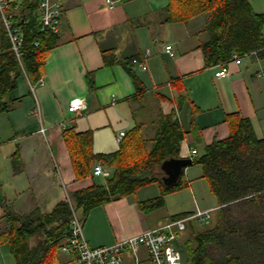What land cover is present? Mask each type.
Instances as JSON below:
<instances>
[{"label":"crops","instance_id":"1","mask_svg":"<svg viewBox=\"0 0 264 264\" xmlns=\"http://www.w3.org/2000/svg\"><path fill=\"white\" fill-rule=\"evenodd\" d=\"M8 1L13 16L25 24L33 18L38 21L39 0ZM55 1L62 7L57 45L47 55L42 78L31 85L23 73L10 94L9 110L0 113V237L19 216L39 219L60 202L71 205L76 192L104 185L112 176L110 168L96 162L94 166L101 164L109 177L92 174L77 179L63 138L66 130L89 133L93 153L110 155L135 127L149 140L157 137L170 118L186 132L178 159H189L192 150L197 156L214 140L227 138L226 118L234 113L252 123L258 138L264 136V59L254 53L239 65L230 61L226 63L228 75L215 77L220 65L207 66L203 52V45L213 37L211 15L177 21L175 0H111L113 9L106 0ZM247 1L254 13L264 14V0ZM166 46L173 56L165 51ZM22 78L26 88L19 90ZM76 98L82 107L73 113L69 106ZM199 167L192 163L178 179L177 183L183 177L189 185L173 193L180 197L175 210L167 205L170 194L163 198L162 208L148 214L140 211L139 202L160 195L159 186L151 184L93 208L87 215L77 211L89 246H109L157 229L176 215L198 210L213 214L216 200L215 204L210 198L200 203L192 194L195 205L188 210L179 196L187 189L193 193L195 183L202 179ZM162 174L164 186L177 184L168 186ZM43 236L32 237L30 247H40ZM65 241L53 250L50 264H76L62 250ZM122 259V264H151L144 247L124 253ZM0 264H15L2 241Z\"/></svg>","mask_w":264,"mask_h":264},{"label":"trees","instance_id":"2","mask_svg":"<svg viewBox=\"0 0 264 264\" xmlns=\"http://www.w3.org/2000/svg\"><path fill=\"white\" fill-rule=\"evenodd\" d=\"M173 5L177 21L202 14L214 19L213 37L203 45L207 66L226 64L233 54L242 59L255 53L258 59H264V14L254 13L247 0H175ZM13 23L21 28L23 36L20 64L9 51L0 22V113L9 110L10 94L23 73L31 85L41 80L47 55L57 45L56 35L40 32L36 19L25 24L22 18L13 16ZM126 70L135 78L131 69ZM226 121L228 137L214 140L192 159L193 165L201 167V178L216 199L217 209L210 223L196 225L189 221L178 235L182 264H264V136L258 138L252 123L239 113L228 115ZM185 135L177 121L169 118L156 138L145 139L141 128L135 127L122 139L117 152L96 155L89 133L64 131L77 179L91 176L96 162L110 168L112 176L104 185L76 192L71 205L60 202L39 219L27 215L13 220L0 241L8 245L15 264H50L55 247L68 238L71 209L87 215L93 208L151 184L161 189L159 197L139 202L138 208L144 214L162 208L165 196L189 185L183 177L170 187L161 182V165L167 159H178ZM185 216L189 214L173 216L169 221ZM39 234L44 235L43 242L31 248L30 239Z\"/></svg>","mask_w":264,"mask_h":264},{"label":"built area","instance_id":"3","mask_svg":"<svg viewBox=\"0 0 264 264\" xmlns=\"http://www.w3.org/2000/svg\"><path fill=\"white\" fill-rule=\"evenodd\" d=\"M106 2L109 9L114 8V3L111 0H106ZM11 10L8 0H0V22L5 31L9 51L15 55L20 64L23 36L21 28L13 23ZM38 11L39 31H49L57 35L62 15L60 3L55 0H39ZM165 51L170 56H173L170 46H166ZM231 62L239 65L241 64V59L233 54ZM133 63L142 70L146 69L143 64L137 61H133ZM227 75V65H220L215 73V77H225ZM81 103V100L78 98L72 100L69 106L71 111L77 113L82 107ZM34 113L38 114L37 106L34 108ZM40 132L43 133L44 129L41 128ZM120 140V137L117 138V141ZM190 156L192 160L196 156V151L192 150ZM92 174L94 177L107 178L110 176L109 172L101 164L94 166ZM211 214L212 210H198L189 216L168 222L157 229L129 237L112 245L91 248L84 238L81 220L76 212L71 209L70 231L68 238L62 246V250L65 253L71 254L76 264H122L124 253H135L138 248L144 247L151 264H181L178 235L185 231L187 222L207 223L211 218Z\"/></svg>","mask_w":264,"mask_h":264},{"label":"rangeland","instance_id":"4","mask_svg":"<svg viewBox=\"0 0 264 264\" xmlns=\"http://www.w3.org/2000/svg\"><path fill=\"white\" fill-rule=\"evenodd\" d=\"M24 82L25 81L22 78V80L20 82V87H19L20 89L19 90H24L26 88V85ZM197 170H199L201 172L200 167ZM199 175H201V173ZM191 186L193 187V185H191ZM199 187H201V188L199 189ZM192 191H193V193H190V190L187 189L186 191L179 193V196H182L181 197L182 198L181 200L183 202L182 206H184L186 209L190 210V209L194 208L195 204H194L193 199H192V194L195 195L196 200L200 203L207 202L208 198H210L211 200H213V204H215L214 200H216V199H214V197L209 195V187H208L206 180L200 179L199 183H195L194 187L192 188ZM178 198H180V197H177V195H175V194L171 195V197L168 198V200L170 201L169 203H167L168 207H171L172 210H175L177 208ZM201 206H202V204H201ZM213 215L214 214H211V218L213 217ZM209 221L211 222L212 219ZM209 221H208V223H210ZM195 224L201 225L200 223H197V222ZM204 224H207V223H204ZM178 241H179L178 244H180V241H181L180 238L178 239ZM181 256H182V254H181ZM181 260H182V257H181ZM181 264H182V261H181Z\"/></svg>","mask_w":264,"mask_h":264},{"label":"water","instance_id":"5","mask_svg":"<svg viewBox=\"0 0 264 264\" xmlns=\"http://www.w3.org/2000/svg\"><path fill=\"white\" fill-rule=\"evenodd\" d=\"M192 165V160L189 159H170L166 160L162 166V172L167 176L164 178L168 186L176 184L184 169Z\"/></svg>","mask_w":264,"mask_h":264}]
</instances>
